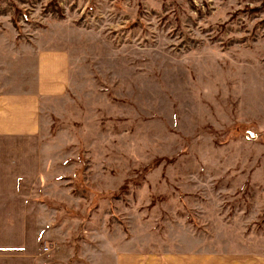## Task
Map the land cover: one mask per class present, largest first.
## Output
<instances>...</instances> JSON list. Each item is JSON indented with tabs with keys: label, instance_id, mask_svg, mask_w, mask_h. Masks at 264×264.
<instances>
[{
	"label": "rangeland",
	"instance_id": "1",
	"mask_svg": "<svg viewBox=\"0 0 264 264\" xmlns=\"http://www.w3.org/2000/svg\"><path fill=\"white\" fill-rule=\"evenodd\" d=\"M263 1L0 0V77L32 46L70 66L0 139V264H264Z\"/></svg>",
	"mask_w": 264,
	"mask_h": 264
},
{
	"label": "crops",
	"instance_id": "2",
	"mask_svg": "<svg viewBox=\"0 0 264 264\" xmlns=\"http://www.w3.org/2000/svg\"><path fill=\"white\" fill-rule=\"evenodd\" d=\"M6 70L10 76L11 73L15 75L0 77L5 83L0 86V139L19 137L22 138L23 145V142L32 141L40 132L51 100L63 97L67 92L69 57L64 50L32 46L28 53L17 57V62L13 66H7ZM39 255H32L38 260L35 264H49L44 262L45 259L41 260ZM25 256L31 260V254ZM134 256L136 255L118 253L115 257L116 264H124L127 258L133 264H142L137 258V261L134 260ZM181 261L182 264L210 263V259L201 252L185 254ZM214 263L223 264L221 260L218 263L215 260ZM230 264L239 262L232 261Z\"/></svg>",
	"mask_w": 264,
	"mask_h": 264
},
{
	"label": "trees",
	"instance_id": "3",
	"mask_svg": "<svg viewBox=\"0 0 264 264\" xmlns=\"http://www.w3.org/2000/svg\"><path fill=\"white\" fill-rule=\"evenodd\" d=\"M263 7H264V1H263L260 5H258V6H256V7H252V8H250L249 10L252 11V12H257V11H259V10H262ZM156 160H157V161H160L161 159H160V158H156Z\"/></svg>",
	"mask_w": 264,
	"mask_h": 264
}]
</instances>
